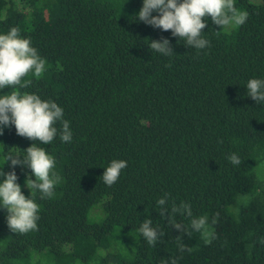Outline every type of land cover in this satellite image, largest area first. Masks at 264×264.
Instances as JSON below:
<instances>
[{
    "label": "trees",
    "instance_id": "1",
    "mask_svg": "<svg viewBox=\"0 0 264 264\" xmlns=\"http://www.w3.org/2000/svg\"><path fill=\"white\" fill-rule=\"evenodd\" d=\"M234 3L246 22L227 31L206 17L210 46L197 50L139 21L143 0H0V34L18 28L46 61L41 77L29 72L26 86L0 96L56 102L73 134L39 144L4 127L0 170H13L9 153L38 143L61 180L53 198L31 197L39 219L28 233L9 229L0 204V264H264V104L246 87L264 80V0ZM162 38L175 54L151 52L150 39ZM233 153L239 166L227 159ZM113 160L127 167L109 187L102 175ZM15 171L29 197L31 169ZM166 195L169 209L186 202L208 217L209 235L182 237L191 252L179 251L181 232L158 213ZM97 205L102 216L89 219ZM145 219L165 234L155 246L137 231Z\"/></svg>",
    "mask_w": 264,
    "mask_h": 264
},
{
    "label": "clouds",
    "instance_id": "2",
    "mask_svg": "<svg viewBox=\"0 0 264 264\" xmlns=\"http://www.w3.org/2000/svg\"><path fill=\"white\" fill-rule=\"evenodd\" d=\"M154 12L157 14L153 15ZM206 17H210L215 25L222 26L225 30L242 26L248 18V13L239 11L234 0H143V6L137 14L139 21L165 32L171 30L173 37H179L185 41L187 47L197 50L210 46V42L201 35L202 29L207 26ZM148 47L151 52L164 56L175 54L167 38L150 39ZM45 65L46 61L38 55L37 49L30 45V40L21 38L18 28L13 27L7 34H0V89L15 85L26 86L21 84L22 78L29 72H33L35 77H41L46 70ZM246 87L249 97L258 104H264V80L250 79ZM57 122L62 125L59 130L54 127ZM13 125L17 135L30 138L39 144H51L58 133L64 143H70L73 139L70 122L64 119L63 109L54 101H43L37 94L21 95L12 91L10 95L0 96V135L3 134L4 127ZM23 152L26 155L9 153L5 157L7 162H11L12 171L0 170V176L4 178L0 182V204L8 212L9 229L21 234L37 229L39 206L31 197L38 191L42 199L53 198L55 185L61 180L53 170L55 160L47 154L45 148L33 143ZM227 159L235 166L242 163L234 153ZM17 165L31 169V175L25 181L27 188L31 190L29 197L23 194L20 184L17 183ZM126 167L127 161H111L102 175L104 183L109 187L114 185L121 170ZM166 202L167 195L157 201L158 213L162 219H167L171 227L181 232V236L176 238L179 251L191 252L192 249L182 242V237L190 235V230L209 235L208 217H195L191 205L186 202L179 205L173 203L170 209ZM177 214L189 218V224L177 221ZM212 223L215 224L216 220ZM152 224V219H145L137 231L149 245L155 246L165 234L152 227ZM205 242L210 243L209 240ZM171 264H176V260L173 259Z\"/></svg>",
    "mask_w": 264,
    "mask_h": 264
},
{
    "label": "rangeland",
    "instance_id": "3",
    "mask_svg": "<svg viewBox=\"0 0 264 264\" xmlns=\"http://www.w3.org/2000/svg\"><path fill=\"white\" fill-rule=\"evenodd\" d=\"M232 29V27H229V28H227V29H225V30H227V31H229V30H231ZM91 216H93V217H95V218H100L101 216H102V211H101V207H100V205H97V206H95L94 208H93V210H92V212H91V215H90V213L88 214V218L90 219L91 218ZM119 242H122L123 240L121 239V241L120 240H118ZM122 244V243H121ZM123 250H128L129 248H131V245H130V242L126 245L125 244V246H124V244H123Z\"/></svg>",
    "mask_w": 264,
    "mask_h": 264
}]
</instances>
